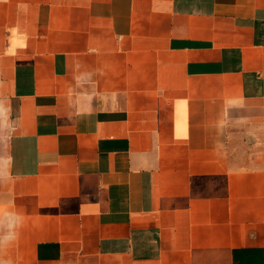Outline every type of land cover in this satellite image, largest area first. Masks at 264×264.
<instances>
[{
  "label": "crops",
  "instance_id": "crops-1",
  "mask_svg": "<svg viewBox=\"0 0 264 264\" xmlns=\"http://www.w3.org/2000/svg\"><path fill=\"white\" fill-rule=\"evenodd\" d=\"M0 264H264V0H0Z\"/></svg>",
  "mask_w": 264,
  "mask_h": 264
}]
</instances>
